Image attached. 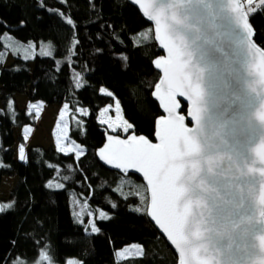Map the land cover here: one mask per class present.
<instances>
[{
  "label": "trees",
  "instance_id": "trees-1",
  "mask_svg": "<svg viewBox=\"0 0 264 264\" xmlns=\"http://www.w3.org/2000/svg\"><path fill=\"white\" fill-rule=\"evenodd\" d=\"M249 5L256 6L249 15L264 48V0ZM5 33L37 45L51 41L54 54H13L7 64ZM161 54L153 26L129 0H0V188L5 177L17 178L8 198L14 204L0 211V264L36 262L42 250L56 263L75 257L82 264H178L147 215L144 182L105 168L97 157L108 131L100 111L116 100L131 132L154 139L162 112L153 97L160 78L153 61ZM17 95L69 104L70 136L85 153L34 145L25 161L16 159L17 139L25 140L15 129L37 125L35 114L18 106ZM78 199L110 215L97 220L99 231L86 230L74 218ZM134 243L142 245L141 256L116 258L117 250Z\"/></svg>",
  "mask_w": 264,
  "mask_h": 264
},
{
  "label": "water",
  "instance_id": "water-1",
  "mask_svg": "<svg viewBox=\"0 0 264 264\" xmlns=\"http://www.w3.org/2000/svg\"><path fill=\"white\" fill-rule=\"evenodd\" d=\"M153 26L154 39L162 54L153 64L160 73L153 97L162 115L156 121L154 139L135 132L121 135L107 132L105 143L97 150L100 163L111 171L136 175L148 192L147 215L165 238L178 258V264H264V248L259 237L264 236V205L260 195L264 167L258 152L264 150V121L258 113L264 110V48L256 41V30L244 0H129ZM183 21L177 25L173 16ZM159 20V23L157 22ZM177 40L183 36L192 52V61L198 71L202 95L199 105L182 95L173 94L176 107L171 118L183 117V125L195 130L204 159L201 171L191 181L194 199L203 198L205 206H197L189 229L187 243L169 236L151 215V186L136 169H125L109 164L101 155L117 139L130 141L133 137L146 138L159 144L157 133L160 121L170 114L164 106L167 99L164 70L160 63L169 59L168 49L160 36L168 34ZM184 104L187 109L184 112ZM200 107L197 126L191 113ZM111 138V139H110ZM207 158L212 159L211 166ZM200 235L197 236L196 233Z\"/></svg>",
  "mask_w": 264,
  "mask_h": 264
},
{
  "label": "snow or ice",
  "instance_id": "snow-or-ice-1",
  "mask_svg": "<svg viewBox=\"0 0 264 264\" xmlns=\"http://www.w3.org/2000/svg\"><path fill=\"white\" fill-rule=\"evenodd\" d=\"M139 2L140 0H137V3ZM61 15L63 14L61 13ZM172 19L177 25L183 23L175 15ZM67 22L73 23L71 19H68ZM157 22L159 23V20ZM172 31L170 26H166L168 34L160 36L161 43L169 53V59L159 65L164 70L165 79L162 83L165 85L167 93V99H164L163 96L161 99L170 114L169 119L162 118L160 121L161 128L157 133L160 143L154 145L144 137L139 139L133 137L128 142L117 139L114 144L110 143L106 149H102L101 155L109 164H115L117 167L125 169H136L147 178L148 184L151 186V215L169 236L179 238L176 239V243L179 245L181 241L188 242L185 234L196 214V207L205 206L203 198L194 199L193 187L189 185V181L193 180L201 171V161L204 157L195 130L189 131L184 127L183 117L171 118L173 109L176 107L172 97L177 90H182V95L192 100L194 105H199L202 90L188 41L181 35L177 42L171 35ZM78 86L80 85L78 84ZM108 94L111 95V93ZM117 111L119 112V107ZM200 112V107H197L191 113L197 126L200 122ZM258 116L261 121H264V110L260 111ZM122 123L125 131L131 127L126 121H122ZM19 152L20 158L25 159L23 145L20 146ZM258 156L261 163L264 164V150L259 151ZM207 163L211 166L212 159L207 158ZM259 171L260 175L264 177V167ZM260 203L264 205V189L260 195ZM13 204L14 202H9L6 206H0V211L12 207ZM260 215L264 218V210ZM101 218H105L104 213H101ZM92 231H99L95 224ZM196 235L199 236L200 233L197 232ZM259 240L261 247L264 248V236L259 237ZM41 254L44 260L52 264L47 250H42ZM70 264H82V262L73 261Z\"/></svg>",
  "mask_w": 264,
  "mask_h": 264
},
{
  "label": "rangeland",
  "instance_id": "rangeland-1",
  "mask_svg": "<svg viewBox=\"0 0 264 264\" xmlns=\"http://www.w3.org/2000/svg\"><path fill=\"white\" fill-rule=\"evenodd\" d=\"M254 0H248L246 2L248 13L252 12L256 9V6L250 7L253 4ZM1 42L9 49L10 54L7 57V64H10L13 61V54H19L24 58L32 59L37 54L39 55H53V43L51 41H44L37 45L35 42H23L17 39L10 33H5ZM105 94L109 92L104 89ZM16 101L18 106L21 109H26L29 112L35 114L37 118L36 127L32 126H24L22 128H16L15 134L16 137L23 136L25 140V144H21V142L17 139L15 149H16V159L25 161V159L20 158V146L24 147V155L27 157V150L29 147L34 145H42L45 147H54L59 151L64 153H74L77 156H82L85 153V148L75 140H73L70 136L71 122H72V110L69 104L63 105H49L42 101L32 102L29 101L26 95H17ZM1 105V101H0ZM67 105V107H65ZM119 107V112L117 108ZM80 113L88 114V110L85 108H80ZM76 120V119H75ZM122 121H126L127 124L130 123L124 116L122 108L118 100L115 101L114 105H108L104 107L100 111L99 122L103 124L109 132H114L117 134H121L123 136L128 135L131 132V127L127 128V131L124 130V125ZM107 131V132H108ZM17 178L5 177L3 179L1 188H0V206H6L9 201L10 191L16 184ZM49 186L52 188H62V184L58 182H50ZM76 200V199H75ZM73 200V215L74 218L84 224L85 229L88 231H92V227L95 224L97 226L98 219H107L110 215L98 209L97 211H93L89 208L88 202H83L80 199L75 202ZM77 203V204H76ZM78 205L76 210V206ZM148 206V205H147ZM101 213L105 214V218H101ZM94 232V231H92ZM97 232V231H95ZM48 252V251H47ZM143 254V247L140 244L134 243L127 245L116 252V258L126 259L129 257L141 256ZM50 256V255H49ZM52 264H70V262L76 261L81 262L78 258L70 257L64 263H56L52 259ZM30 264H49L47 260H44L42 254L40 258L36 262H32Z\"/></svg>",
  "mask_w": 264,
  "mask_h": 264
},
{
  "label": "built area",
  "instance_id": "built-area-1",
  "mask_svg": "<svg viewBox=\"0 0 264 264\" xmlns=\"http://www.w3.org/2000/svg\"><path fill=\"white\" fill-rule=\"evenodd\" d=\"M244 1H247V0H244Z\"/></svg>",
  "mask_w": 264,
  "mask_h": 264
}]
</instances>
